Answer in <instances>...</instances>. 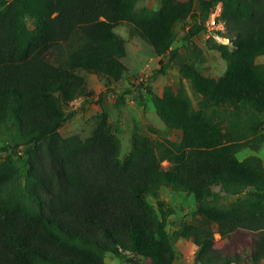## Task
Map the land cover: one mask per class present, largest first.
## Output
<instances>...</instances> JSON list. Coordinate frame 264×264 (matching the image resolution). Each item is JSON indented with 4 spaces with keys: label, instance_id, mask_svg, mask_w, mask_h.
Segmentation results:
<instances>
[{
    "label": "trees",
    "instance_id": "trees-1",
    "mask_svg": "<svg viewBox=\"0 0 264 264\" xmlns=\"http://www.w3.org/2000/svg\"><path fill=\"white\" fill-rule=\"evenodd\" d=\"M138 2L0 0V154L7 153L0 159V264H107L118 252L136 264H174L178 239L197 246L199 264H243L241 252L215 247V234L243 235L251 262L264 261V161L238 156L264 143V0H199L197 8L193 0H162L156 10ZM219 3L221 33L231 44L208 49L226 61L225 73L215 78L193 62L179 65L201 97L198 108L183 81L161 95L136 84L152 94L165 125L181 131L179 141L136 134L122 159L105 111L86 139L61 134L72 117L67 107L95 95L82 71L109 84L126 78L117 26L132 25L157 56L169 55L155 78L177 56L176 25L193 20V43ZM163 186L196 201V214L173 234L176 209L159 197Z\"/></svg>",
    "mask_w": 264,
    "mask_h": 264
},
{
    "label": "rangeland",
    "instance_id": "rangeland-1",
    "mask_svg": "<svg viewBox=\"0 0 264 264\" xmlns=\"http://www.w3.org/2000/svg\"><path fill=\"white\" fill-rule=\"evenodd\" d=\"M193 2L197 8L199 0H193ZM161 3L162 0H139L137 8L147 7L156 10L161 6ZM27 23L32 27L31 20H28ZM192 24L193 20L187 18L176 25L177 36L172 49L177 50V56L167 68L166 73L158 74L155 78H152V75L161 67L160 60L163 63L167 62L169 55L157 56L152 47L134 32L132 25L122 23L117 26L116 32L126 42V54L123 58V62L128 67L126 78L120 82L109 84L92 73L82 71L81 74L86 78L88 89L94 91L95 95L89 99L78 98L67 107V111L72 113V117L62 126L61 134L64 137L79 135L82 139H86L93 134L105 111L109 116L112 133L121 141L122 159L132 151L136 134H143L157 141L166 139L179 141L181 132L165 125L156 113L151 101L152 94L146 87L140 92L136 84L143 83L144 86H151L154 94L161 95L165 89L177 92L183 81L198 108L201 97L193 90L190 81L181 79L179 65L183 61L193 62L204 74L219 78L225 73L227 63L219 52L208 49V45L214 42L231 44V41L222 36L221 32L224 30L218 31L216 28H209L205 22L206 29L192 37L193 43H191L188 39V30ZM259 60L264 62V56ZM260 149L255 152L250 148H245L238 153V156L243 160L258 155ZM6 155L7 153L0 154V159L3 160ZM169 164L168 160L162 163L164 167ZM213 190L218 192L219 187L216 186ZM159 197L176 209V213L169 217L168 229L172 234L196 214V201L191 194L177 193L163 186L159 191ZM246 197L247 193L235 196L224 195L219 204L228 206L238 199ZM149 200L154 205L156 204L155 197L151 196ZM215 239V247L219 250L224 253L239 251L244 257L243 264H253L249 257L251 243L248 238L243 235L221 238L219 234H215ZM242 249H244L243 252ZM175 250L174 264H199L197 261L198 248L190 240L178 239ZM106 262L107 264H136L132 256L122 252L108 254ZM141 264H149V261L142 259ZM261 264H264V261Z\"/></svg>",
    "mask_w": 264,
    "mask_h": 264
},
{
    "label": "built area",
    "instance_id": "built-area-1",
    "mask_svg": "<svg viewBox=\"0 0 264 264\" xmlns=\"http://www.w3.org/2000/svg\"><path fill=\"white\" fill-rule=\"evenodd\" d=\"M221 10H222V4L219 3L215 8V10H213L209 15L206 21L207 27L216 28L218 31L224 30V25L219 19L221 15ZM218 38L220 37L218 36Z\"/></svg>",
    "mask_w": 264,
    "mask_h": 264
},
{
    "label": "crops",
    "instance_id": "crops-1",
    "mask_svg": "<svg viewBox=\"0 0 264 264\" xmlns=\"http://www.w3.org/2000/svg\"><path fill=\"white\" fill-rule=\"evenodd\" d=\"M181 132V131H180ZM263 148H264V143H263V145H262V150L260 149V151L257 153L262 159H263V161H264V152H263Z\"/></svg>",
    "mask_w": 264,
    "mask_h": 264
}]
</instances>
